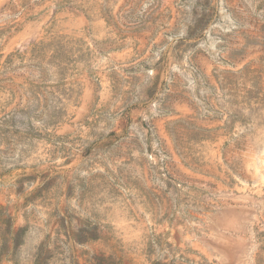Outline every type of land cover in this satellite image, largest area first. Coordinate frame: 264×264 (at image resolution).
Here are the masks:
<instances>
[{
    "label": "rangeland",
    "instance_id": "374dc122",
    "mask_svg": "<svg viewBox=\"0 0 264 264\" xmlns=\"http://www.w3.org/2000/svg\"><path fill=\"white\" fill-rule=\"evenodd\" d=\"M42 246L264 264V0H0V264Z\"/></svg>",
    "mask_w": 264,
    "mask_h": 264
},
{
    "label": "trees",
    "instance_id": "16d2710c",
    "mask_svg": "<svg viewBox=\"0 0 264 264\" xmlns=\"http://www.w3.org/2000/svg\"><path fill=\"white\" fill-rule=\"evenodd\" d=\"M85 240H96V238L91 236V237H87V239ZM13 243L16 245V240H13ZM44 249H45V246H42V249H39L35 264H46V261L48 260V258H46L45 256L46 252L44 251Z\"/></svg>",
    "mask_w": 264,
    "mask_h": 264
}]
</instances>
